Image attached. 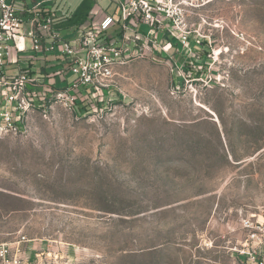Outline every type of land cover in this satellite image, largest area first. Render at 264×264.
Here are the masks:
<instances>
[{"label": "rangeland", "instance_id": "obj_1", "mask_svg": "<svg viewBox=\"0 0 264 264\" xmlns=\"http://www.w3.org/2000/svg\"><path fill=\"white\" fill-rule=\"evenodd\" d=\"M170 8L109 90L0 136V242L25 236L23 264H229L264 214V0Z\"/></svg>", "mask_w": 264, "mask_h": 264}, {"label": "built area", "instance_id": "obj_2", "mask_svg": "<svg viewBox=\"0 0 264 264\" xmlns=\"http://www.w3.org/2000/svg\"><path fill=\"white\" fill-rule=\"evenodd\" d=\"M174 1L128 0L122 3V29L135 33L124 32L118 39L117 34H109L118 22L114 15L108 14L99 24L79 28L73 37L65 38L57 29L58 11L51 1L19 6L0 0V136L27 133L32 114L39 110L46 117L56 103L69 112L75 111V103L85 90L90 93L109 90L116 68L126 63L128 52L133 53L146 39L155 49L159 48L156 30L162 26L163 14L174 17L169 12ZM131 15L148 24L149 31L142 33L131 25ZM169 35L178 37L172 29ZM171 47V42L163 46L166 51ZM12 51L20 54L30 51L35 58L43 55V59L47 58V53H54L58 67L42 73L32 71L30 62L25 61L16 74H8L6 59ZM243 228L246 236L234 249L237 256L229 264H264V214L245 218ZM26 241L23 236L12 243L0 242V264H23L26 250L22 243Z\"/></svg>", "mask_w": 264, "mask_h": 264}, {"label": "crops", "instance_id": "obj_3", "mask_svg": "<svg viewBox=\"0 0 264 264\" xmlns=\"http://www.w3.org/2000/svg\"><path fill=\"white\" fill-rule=\"evenodd\" d=\"M8 2H14L19 6H29L41 1H51L54 7L57 9V0H7ZM88 2L85 0L80 7L72 13L64 14L59 9L58 19H57V29L59 33L65 38H71L79 28H89L94 25L99 24L103 18L110 14L114 15L118 22L109 30V34H117L118 39L125 32L126 34L133 35L135 31L127 29L124 31L122 29V20H120L121 5L128 0H111L116 4L114 12L109 11V9L100 8L97 3L101 0H90ZM96 3V4H95ZM95 4V5H94ZM129 23L141 31V24H143L136 15H131ZM149 31V30H148ZM144 33V32H142ZM25 61H29L32 71H41L46 73L47 71L53 70L58 67L56 55L54 53H47V58L43 59V55L38 54V57H34V53L27 51L25 53H17L15 51L11 52V56L6 59L7 67L6 72L8 74H16L20 68L25 64Z\"/></svg>", "mask_w": 264, "mask_h": 264}, {"label": "trees", "instance_id": "obj_4", "mask_svg": "<svg viewBox=\"0 0 264 264\" xmlns=\"http://www.w3.org/2000/svg\"><path fill=\"white\" fill-rule=\"evenodd\" d=\"M172 39V38H171ZM160 53H162L163 54V51H161Z\"/></svg>", "mask_w": 264, "mask_h": 264}]
</instances>
